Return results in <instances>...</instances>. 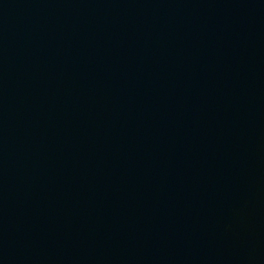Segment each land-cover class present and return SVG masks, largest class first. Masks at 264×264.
<instances>
[{
	"label": "water",
	"instance_id": "obj_1",
	"mask_svg": "<svg viewBox=\"0 0 264 264\" xmlns=\"http://www.w3.org/2000/svg\"><path fill=\"white\" fill-rule=\"evenodd\" d=\"M0 264H264V0H0Z\"/></svg>",
	"mask_w": 264,
	"mask_h": 264
}]
</instances>
